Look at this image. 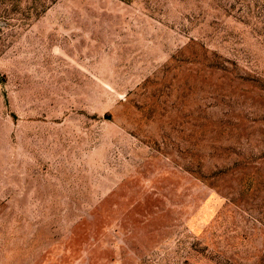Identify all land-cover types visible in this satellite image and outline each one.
Wrapping results in <instances>:
<instances>
[{
    "label": "rangeland",
    "instance_id": "374dc122",
    "mask_svg": "<svg viewBox=\"0 0 264 264\" xmlns=\"http://www.w3.org/2000/svg\"><path fill=\"white\" fill-rule=\"evenodd\" d=\"M0 264H264V0H0Z\"/></svg>",
    "mask_w": 264,
    "mask_h": 264
},
{
    "label": "trees",
    "instance_id": "16d2710c",
    "mask_svg": "<svg viewBox=\"0 0 264 264\" xmlns=\"http://www.w3.org/2000/svg\"><path fill=\"white\" fill-rule=\"evenodd\" d=\"M104 118H107V115H103Z\"/></svg>",
    "mask_w": 264,
    "mask_h": 264
}]
</instances>
